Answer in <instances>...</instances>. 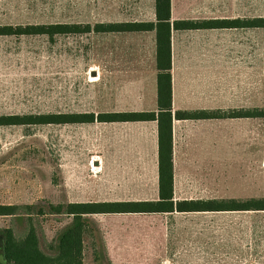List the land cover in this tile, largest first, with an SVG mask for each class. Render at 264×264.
Returning <instances> with one entry per match:
<instances>
[{
	"label": "rangeland",
	"instance_id": "rangeland-1",
	"mask_svg": "<svg viewBox=\"0 0 264 264\" xmlns=\"http://www.w3.org/2000/svg\"><path fill=\"white\" fill-rule=\"evenodd\" d=\"M216 3L219 7V0L210 2ZM223 8L264 17V0H224ZM152 12L153 0H0V24H95L145 20ZM126 34L60 35L54 42L46 36H0V114L99 113L128 105L130 97L120 88L131 86L129 73L107 71L126 66L127 60H109L111 52L113 57L119 53L120 42H135ZM245 37L249 45L243 54L241 35L234 34L231 60L245 56L250 78L254 62L256 107L264 108V27L250 29ZM114 92L121 95H110ZM252 127L250 123V149L219 147V190L214 193L219 198L264 197V117L256 118L254 131ZM103 153L100 122L0 126V204L48 206L135 197L127 185L115 182L119 178L110 181L105 175ZM34 221L41 246L52 252L51 244L70 218L47 213L35 214ZM0 226H11L22 236L28 223L21 215H0ZM157 252L171 255L169 264H244V257L264 264V211L88 216L84 264H162Z\"/></svg>",
	"mask_w": 264,
	"mask_h": 264
},
{
	"label": "crops",
	"instance_id": "crops-1",
	"mask_svg": "<svg viewBox=\"0 0 264 264\" xmlns=\"http://www.w3.org/2000/svg\"><path fill=\"white\" fill-rule=\"evenodd\" d=\"M211 1L218 0H171L172 24L178 20L227 18H240L249 22L256 17L249 12L227 13L223 8L224 0H219V7L217 3L211 5ZM141 21H155V0H153L152 17ZM250 29L254 30L255 27L249 25L198 29L172 27L175 200L219 199V196L214 194L219 190V167H221L219 147L225 144L228 147L239 145L245 152L247 145L250 149L249 124L252 123L254 131L256 117H219V114L229 109L253 112L256 108L254 62L251 64L250 78V64L246 63L245 56L243 60L241 58L235 62L231 60L233 59L232 51L235 48L234 34L241 35L244 54L249 45L248 40H245V33H248ZM126 32L128 38L131 36L135 38V42H129L127 46H123L124 42H120L119 53H116L114 57L113 52L109 55L110 61L127 60L126 66L120 65L119 69L110 66L107 71L110 74L119 73L121 76L129 73L127 80L131 86L120 88L123 96L130 97L129 104L111 107L105 112L157 111L156 31ZM144 39H149V42L145 44ZM131 72L134 75H131ZM145 80L146 84H144ZM112 89L110 84V90ZM110 95L121 94L114 92ZM202 110L208 113V117L179 119L175 116L177 111ZM103 124L105 175L107 173L110 181L112 177L119 178L115 182H121L120 187L127 185L129 188L126 191L137 194L135 197L104 201L158 199V122L156 120L121 121L103 122ZM124 178H128V181H122ZM115 191L123 192L125 189H115ZM241 198L245 199L242 196ZM177 214L181 213L176 212L172 215ZM135 253H137L135 256H138L140 252ZM159 253L162 256V264L173 261L171 255H165L162 252L155 254L158 260ZM244 260V264H261L257 259L244 257Z\"/></svg>",
	"mask_w": 264,
	"mask_h": 264
},
{
	"label": "trees",
	"instance_id": "trees-1",
	"mask_svg": "<svg viewBox=\"0 0 264 264\" xmlns=\"http://www.w3.org/2000/svg\"><path fill=\"white\" fill-rule=\"evenodd\" d=\"M253 26L264 27V17H255L249 22L240 18L222 20H178L171 22V0H155V21L119 22H46L26 24H0V36H46L54 42L57 36L69 34L156 31L157 65V111L116 112H47L0 114V126L39 125L60 123H94L121 121L158 122L159 134V198L154 200L74 201L35 204H0V215L26 217L28 228L18 236L11 226H0V264H84V236L88 230V216L100 213H156L174 214L226 211H264V197L184 199L174 198L173 161V107H172V54L171 31L213 27ZM205 111H177L179 119L205 118ZM264 117V108L256 107L252 112L231 111L219 117ZM64 214L69 223L59 232L52 252L41 246L35 214ZM25 215V216H24Z\"/></svg>",
	"mask_w": 264,
	"mask_h": 264
}]
</instances>
